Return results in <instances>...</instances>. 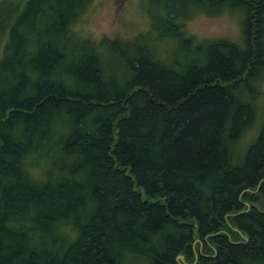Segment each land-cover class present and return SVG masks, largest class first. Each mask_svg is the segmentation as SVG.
<instances>
[{
	"label": "trees",
	"instance_id": "trees-1",
	"mask_svg": "<svg viewBox=\"0 0 264 264\" xmlns=\"http://www.w3.org/2000/svg\"><path fill=\"white\" fill-rule=\"evenodd\" d=\"M90 1L15 0L0 25V264H264V104L238 144L264 80V0L164 6L182 61L76 36ZM225 7L244 11L242 44L179 22Z\"/></svg>",
	"mask_w": 264,
	"mask_h": 264
},
{
	"label": "rangeland",
	"instance_id": "rangeland-1",
	"mask_svg": "<svg viewBox=\"0 0 264 264\" xmlns=\"http://www.w3.org/2000/svg\"><path fill=\"white\" fill-rule=\"evenodd\" d=\"M14 1L7 0L5 5L0 3V25L11 13ZM168 5L177 13L179 11L185 13L182 0H91L72 24V29L76 36H88L91 40H98L102 36L119 37L124 47L132 46V49L144 47L168 61L192 58L193 51L190 48L184 49L169 34L170 25L163 19L166 12L164 6ZM223 9L209 14L194 9L190 15L179 19V22L182 29L195 41L225 38L242 44L241 21L244 11L241 8ZM262 28L264 29V17ZM2 46L3 40H0V58ZM131 54L134 55V52L132 51ZM98 58L105 70V76H113L119 83L127 79L123 73L122 61L114 53L101 48L98 50ZM259 88L260 92L255 100L254 122L241 136L239 147L244 146L258 130L264 104V80L261 81ZM248 94L249 91H246L243 99L247 100ZM234 147L235 154L238 155L239 147L237 145Z\"/></svg>",
	"mask_w": 264,
	"mask_h": 264
},
{
	"label": "water",
	"instance_id": "water-1",
	"mask_svg": "<svg viewBox=\"0 0 264 264\" xmlns=\"http://www.w3.org/2000/svg\"><path fill=\"white\" fill-rule=\"evenodd\" d=\"M257 207H259L258 205H256ZM262 209V206L260 207ZM178 257L181 259V255L179 254Z\"/></svg>",
	"mask_w": 264,
	"mask_h": 264
}]
</instances>
